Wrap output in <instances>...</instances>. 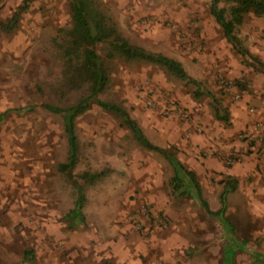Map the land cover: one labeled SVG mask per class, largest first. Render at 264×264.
Returning <instances> with one entry per match:
<instances>
[{
  "label": "rangeland",
  "instance_id": "rangeland-1",
  "mask_svg": "<svg viewBox=\"0 0 264 264\" xmlns=\"http://www.w3.org/2000/svg\"><path fill=\"white\" fill-rule=\"evenodd\" d=\"M22 1L0 0V23ZM97 1L132 43L180 62L228 109L229 123L216 121L209 99H196L193 85L163 69L117 59L107 63L111 81L100 98L122 104L153 144L176 147L185 162L164 133L163 125L172 121L180 128L179 140L208 129L226 135L225 143L231 137L246 146L215 152L227 167L253 155L252 169L232 176L239 186L228 197L225 218L233 233L205 217L186 195L173 196L172 166L141 149L118 119L96 106L76 120L73 175L84 186L83 172L102 174L78 202L58 170L68 155L62 121L41 108L47 101H67L65 89L56 85L57 46L70 25V3L36 0L12 32L0 29V250L7 264H20L26 248L34 251V264H223L228 243L237 250L234 264H264V120L248 122L262 113L260 101L248 100L259 95L264 101V76L241 63L209 14L210 0ZM263 26L264 19L249 16L236 31L259 58H264ZM28 106L33 109L17 111ZM244 118L248 123L241 128ZM252 126L259 138L246 142L240 134ZM225 175L199 178L212 211L219 209L218 181ZM71 211L75 218L67 215Z\"/></svg>",
  "mask_w": 264,
  "mask_h": 264
},
{
  "label": "trees",
  "instance_id": "trees-1",
  "mask_svg": "<svg viewBox=\"0 0 264 264\" xmlns=\"http://www.w3.org/2000/svg\"><path fill=\"white\" fill-rule=\"evenodd\" d=\"M36 0H23L11 17L4 23H0V29L10 33L19 22L22 13L27 11ZM71 21L68 28L62 30V37L57 49L60 53L61 72L56 85L65 89L69 94H64L67 101L44 102L41 108L58 115L62 121L63 132L68 146L66 161L58 165V170L66 175L67 180L76 190L78 202L84 201V189L94 184L102 173L83 172L79 178L85 185L81 186L73 175L77 164L78 139L76 136V120L85 114L92 106L98 107L103 112L114 116L120 124L132 135L136 144L143 150L162 156L173 168L174 175L169 184L172 186L173 196H187L192 200L205 217L210 220H220L221 225L233 233L232 223L225 218L227 211V198L230 193L238 189L239 181L226 175L221 181L222 189L219 194L220 207L212 211L202 194V188L196 173L187 167L179 158L178 150L174 146L160 147L153 144L143 133L139 123L131 117L129 112L120 103L103 100L100 97L106 93L110 85V76L107 63L120 60L126 63H143L159 67L164 72L186 85L195 87L194 97L201 99L204 96L210 99L214 119L228 124V109L223 107L220 101L208 91L202 89L199 81L192 78L182 64L177 60L161 53L152 52L132 43L118 29L117 24L107 16L97 0H69ZM222 3V6L220 7ZM223 4L227 5L226 7ZM209 14L231 48L241 57L242 63L250 65L256 71L264 74V64L242 45L236 31L245 19L253 15L264 17V0H210ZM56 89V86H54ZM32 106L18 109L19 112L31 111ZM180 174L183 177L180 178ZM80 212L81 205L78 206ZM75 211L67 215H74ZM218 222V221H217ZM232 237V235H231ZM247 240L243 243L246 245ZM237 250L231 243L225 246L223 251L224 263L234 264ZM20 264H34L35 254L31 249L22 250ZM0 264H7V260L0 250ZM101 264H111L107 261Z\"/></svg>",
  "mask_w": 264,
  "mask_h": 264
},
{
  "label": "crops",
  "instance_id": "crops-1",
  "mask_svg": "<svg viewBox=\"0 0 264 264\" xmlns=\"http://www.w3.org/2000/svg\"><path fill=\"white\" fill-rule=\"evenodd\" d=\"M221 6H222V3L220 5V7ZM250 16H252L256 19H259V20L264 19V17L259 18V17H255L253 15H250ZM252 56H255L264 64V58H259V56H256L253 54H252ZM241 63H242V59H241ZM243 65L252 68L250 65H245V64H243ZM259 73L264 76V74L262 72H259ZM204 91H207V90H204ZM211 94L214 95L213 93H211ZM207 99H209V98H207ZM249 99L250 100H248V101H251L254 105H257L258 101L261 102L262 113L260 114V116L257 115V116H254L252 119H249L248 122L253 121V119H255V118L256 119L261 118L262 120H264V108H263L264 107V101L260 98L259 95L257 97H254V98L250 97ZM236 113H238L237 117H239V118L243 117L241 115L242 112L239 111V109L236 110ZM245 119L246 118H244L245 123L241 125V128L244 127L246 123H248V122H246L247 119L246 120ZM163 128H164V133H167L166 139L169 141L170 144L177 145L180 148V151L183 152V156L185 158V162H183V159L181 161L187 167H189L190 169H192L196 173L198 180H199L201 175L207 177L209 180L212 179L215 174H218L220 176L222 174H226V175L238 177V174H239V172H241V170H244L245 168L248 170L252 169L251 168V163H252L251 160H252L253 155H250L244 161H241V162L237 161L231 167L225 166L223 160L220 159L217 155H215V152L221 151L222 149L227 150V149H230L233 147L235 150H239L243 147H246V146H243L241 143H239L236 138L232 139L230 137L229 141L225 143L224 141L226 140V137H227L226 135L221 136V134H217V132H214V131L208 130V129L207 130L204 129V133L202 135L193 133V134H189L187 136L188 139L184 138L182 140L181 139L179 140L181 133H179L180 128L177 126V124L170 121L168 124H164ZM230 141H231V143H230ZM200 151L204 157L200 156V154H199ZM222 180L218 181V184H219V186H221V189H222V184H221ZM199 183L201 185L202 194H203L204 189H203V186H202V183L200 180H199ZM211 183H212V180H211ZM236 191L233 193H230L229 195H234L236 193ZM229 195H228V197H229ZM203 197H204V195H203ZM228 201H229V198H227V210H228ZM219 207H220V204H219ZM213 211H216V210H213ZM227 219L230 221L229 218H227ZM215 221L217 222V220H215ZM218 224H219V222H218ZM219 225L221 226V224H219ZM232 225H233V223H232Z\"/></svg>",
  "mask_w": 264,
  "mask_h": 264
},
{
  "label": "built area",
  "instance_id": "built-area-1",
  "mask_svg": "<svg viewBox=\"0 0 264 264\" xmlns=\"http://www.w3.org/2000/svg\"><path fill=\"white\" fill-rule=\"evenodd\" d=\"M186 117L187 115L183 114V118H186ZM259 131L260 130L256 126H252L244 130L240 134V138L246 142L256 141L259 138ZM260 141H262L261 158H264V131H263V137L260 139Z\"/></svg>",
  "mask_w": 264,
  "mask_h": 264
}]
</instances>
